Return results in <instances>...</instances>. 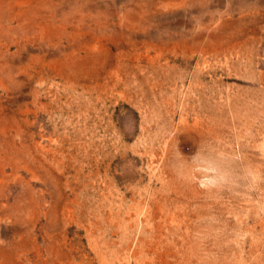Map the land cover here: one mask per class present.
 Segmentation results:
<instances>
[{
    "label": "rangeland",
    "instance_id": "1",
    "mask_svg": "<svg viewBox=\"0 0 264 264\" xmlns=\"http://www.w3.org/2000/svg\"><path fill=\"white\" fill-rule=\"evenodd\" d=\"M0 264H264V0H0Z\"/></svg>",
    "mask_w": 264,
    "mask_h": 264
}]
</instances>
